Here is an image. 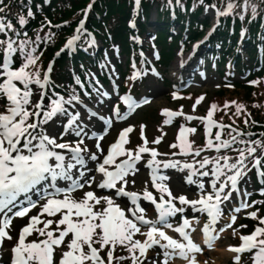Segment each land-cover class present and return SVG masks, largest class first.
Wrapping results in <instances>:
<instances>
[{"label":"snow or ice","instance_id":"obj_1","mask_svg":"<svg viewBox=\"0 0 264 264\" xmlns=\"http://www.w3.org/2000/svg\"><path fill=\"white\" fill-rule=\"evenodd\" d=\"M139 4V0H136ZM2 3V0H0ZM234 5L229 3L227 12L219 13L226 15L230 13ZM247 7V3L245 4ZM91 5H89V9ZM4 11L0 8V12ZM253 11L255 9L253 8ZM32 16V12H28ZM20 25H26L28 21L23 17H19ZM83 22H81V25ZM133 27L135 25H132ZM6 30H13L11 21L5 23L0 18V33H6ZM26 35V33H25ZM75 39V38H74ZM73 41L68 42L71 47ZM26 42H20L19 45L10 37L7 40H0V51H2V60H0V100H6L8 103L5 106V111L0 112V213H5V210L11 211L10 206L14 205L22 193L32 191L36 185L48 179L51 176L52 181L58 177L65 180H70L71 183L65 188L55 187L50 183V187L55 188L53 194H49L46 203L40 207L41 210L38 215L30 217L29 223L23 227L19 234V239L12 249L13 258L11 264H112L114 259V252L118 246L124 247L131 254L132 264H143L140 257L147 258L146 254L149 249L159 247L163 249L164 261L163 264H169V260L174 256H179L186 260L188 264H197L196 253H200L202 249L192 239L187 231L191 227V221L185 218L181 226L176 227L174 231L180 234L183 241L173 239L167 235L164 228H172L173 225L168 222L169 217L175 216L177 213H184L186 208L177 207L174 200L179 201L180 205H188L194 212H206L211 217L212 223H216L223 215L221 204L231 198L232 191H238L239 180L247 175L245 169L247 165L245 161L248 156L256 152V148H247V155L244 149H240L239 157L235 163H229L231 159L227 156L217 157L215 161L205 157L199 162L200 168L203 169L209 164L214 163L211 169V175L214 177L210 181L211 191L207 194H202L199 199L189 200L186 196L181 195L174 197L171 189L167 184L162 183L168 179L165 176L157 175L159 167L162 165L165 168L177 169L183 171L190 170V175L186 177V183L197 184L198 188L203 192L205 185L202 181L193 180L192 177L200 175L208 177L210 171H202L195 167L194 164L184 163L180 161H158L156 157L161 155L155 149H150L148 140L143 136V126L141 136L144 140L143 145L138 146L137 149H126L125 145L130 143L128 136L134 129L128 127L124 129L116 143L112 144L101 162L96 166L95 171L100 173V179L96 176H90L84 183L80 180L86 175L84 171L79 172V179H73L70 175L71 169L76 167V164L85 165V160L81 153L87 151L86 148H81L83 140H80L75 145L69 143H58L57 138L51 137L47 134V130L43 125L48 124L57 114H65V103H72L73 100L79 101V97L72 96L68 101L63 97L58 100H52L48 110L45 111L44 95L42 91L39 95V100L33 105V110H29V105H32L33 90L32 85H37L40 89H46L50 83V73L52 66L50 65L47 72L41 78L38 71H29L30 67L36 64L38 57L33 55L35 49L24 55V60L18 68H13V57L20 51H25ZM139 75V74H137ZM256 83V82H253ZM19 85V86H18ZM22 86V87H21ZM174 98H179L174 95ZM199 98L197 103L202 100ZM129 102L130 98H125ZM137 105L129 103V108H134ZM227 107V105H226ZM195 108V106H194ZM242 106L237 105V114L241 111ZM217 109L216 105L211 106L206 118L209 135L213 127H219L221 130L224 125H217L212 119L214 111ZM118 111V110H117ZM164 113L170 117L166 123L171 122V117L176 115H183L182 111L179 113H172L169 110H164ZM43 114V115H42ZM95 115V113H93ZM35 118V119H33ZM76 117L70 119L67 128H71ZM191 120L194 117H186ZM103 119V118H101ZM32 120V122H29ZM106 123L110 126L111 121ZM247 123V121H245ZM230 127V126H228ZM194 128H181L178 140L179 144H172V148L179 147L181 152L179 154L200 156L203 149H193L192 144L188 142L186 134L195 133ZM64 133L62 132L61 135ZM81 131L75 132L76 136H80ZM242 135V134H240ZM103 139V136L99 137ZM162 138H157L153 143H160ZM218 144H214L211 139L207 142V147H215L219 152L221 148H228L231 143L236 141L233 136L231 141L221 140L220 133L215 137ZM244 143V141H241ZM258 143V142H253ZM95 147L99 152L103 153V149L97 143ZM56 149L66 150L72 154V160L76 163H69L65 165V154L56 151ZM142 153H150L151 159L148 161V166L153 170V184L154 187L161 193L159 201L153 196L152 192L145 190L142 198L145 201L155 205L159 214V219L151 221L145 217V209L140 206L139 201L141 194L130 192L126 190L129 174L135 175L138 171L137 163L142 159ZM176 155V153H174ZM125 157V159L117 162L118 158ZM92 161H99L100 157L93 152L90 155ZM221 161H224L221 164ZM261 160L255 159L254 166L260 167ZM228 172L233 174L228 175ZM89 171H92L89 169ZM264 177V171L260 172ZM226 179L221 181V177ZM95 183L99 189H115V196L126 197L130 199L134 208L128 209V214L120 207L118 203L109 195H96L94 191L84 192L82 198L75 199L72 193L78 189H83L85 185L91 187ZM134 183V181H133ZM220 184V187L217 185ZM230 184L231 190L225 193V188ZM118 185H120L118 187ZM165 194L167 198H165ZM264 194V193H262ZM62 195V199L58 198ZM29 207H22L19 211L14 213V217L26 216L32 208L37 205L30 201ZM264 203V202H261ZM101 206V207H97ZM243 208L250 207L247 203L241 205ZM240 207L234 209L239 212ZM48 217L59 216L58 219H44V215ZM250 217L257 219V213H250ZM13 217L5 214L2 222H0V247L3 246L5 239L11 240V235L7 231L11 227ZM235 216L231 217V224H234ZM260 224L264 225V218H259ZM43 224V227H37ZM55 224L53 229L51 226ZM160 224L162 227H158ZM231 224L228 227H231ZM141 226H148L147 232L141 231ZM241 227H246L242 225ZM194 231V229H193ZM214 229L210 225H205L204 232L206 242L209 247L213 246V242L218 238L213 235ZM37 233L43 239L32 240L26 242L27 238L33 233ZM58 233V235H57ZM140 234L145 236L143 242L134 237ZM71 237L65 245L66 238ZM243 243L239 247L230 248V251L236 253L251 252L253 264H264V227H256L255 231L246 236H242ZM163 241V242H162ZM66 246L67 251H63L58 261L55 260V252L61 246ZM95 245H99V248ZM87 249V251L85 250ZM107 249L106 256H102L101 252ZM139 251V256L136 255ZM156 255H159L157 253ZM119 260L126 259L125 257H118ZM240 256L234 258V264H239ZM150 264H153L150 261Z\"/></svg>","mask_w":264,"mask_h":264},{"label":"rangeland","instance_id":"obj_2","mask_svg":"<svg viewBox=\"0 0 264 264\" xmlns=\"http://www.w3.org/2000/svg\"><path fill=\"white\" fill-rule=\"evenodd\" d=\"M211 10V9H209ZM208 10V11H209ZM213 23V21H212ZM153 31V30H152ZM210 31V30H209ZM146 44L150 45L151 47L147 51V55L144 60L155 61L158 58L160 48L154 47L155 40L150 36H145ZM180 45H177L174 52V58L171 62L164 63L161 67L160 75H156L154 71L147 70L142 74L145 76V81L140 83H134L133 79L131 78V91L129 92H121V77L120 70H116L115 58H110V54L106 55L103 59L105 64L109 65L110 72L114 75V86L113 90L109 87L111 84H102L103 87L97 86L99 89L98 93L100 97H96L93 101V109L95 111L100 110L103 117H105V121L98 120L91 111L83 112V110L78 106L75 105V112L79 114V118L75 120V123L72 125L71 128H67L65 125L64 129L62 128L61 121L62 119H55L51 120L48 123L47 133L48 135L57 138L58 143H69L75 145L80 140H83L81 144V148H86L87 151L82 152L81 155L85 160V165L82 167L79 164H76V167L71 169L70 175L73 179H79V172L82 170L86 173L85 177L80 180L81 183H84V180H87L90 176H97L96 175V166L99 162L102 161L103 157L107 155L108 147L110 144H114L116 141L117 134L128 127H132L134 130L129 133L128 139L130 143L127 144L125 147L126 149H137L138 146L143 145L144 140L141 136V130L143 126V136L148 140V147L150 149H155L161 155H158L156 159L158 161L166 162V161H180L181 164L189 163L194 164L200 172L202 171H210V175L208 177H202L199 174L192 177L193 180L202 181L205 185L203 192L198 188L197 184H188L186 183V177L190 175V170L185 169L183 171H179L177 169L166 168L162 172V165L159 167L161 169V173L157 172L159 176L168 177L167 180L162 181V183L167 184V186L171 189L172 194L174 197H179L181 195L186 196L189 200H196L199 199L202 194H207L211 191L210 181L214 179L211 175V169L214 167L213 164L207 165L205 168L201 169L199 162L202 161L205 157L209 158L210 160L215 161L217 157L227 156L231 159L228 161L229 163H235L239 157V154L233 150H225V148H221L219 152L216 149L212 151H201L200 156H195L194 153L192 155H183L179 154L181 149L179 147L172 148V144H179L180 141L178 140L181 128H193L189 125L196 124V118H200L203 114H207V110H211L212 105H216L217 109L214 111L217 115L218 110L220 107L217 105L215 100H212L211 106L208 107V103L210 99L213 98V94L217 92L222 84L226 81L237 79L243 80L246 77V74L239 73L227 77V76H219L217 75V69L212 66H208L209 64L206 63L205 57H207V50L205 53L202 51L205 47L209 49L205 40L203 42H199L193 45L192 50L189 52H183L182 50L179 51ZM206 48V49H207ZM203 52V53H202ZM182 57L181 59H179ZM195 62V66L192 68L193 71L185 72L183 71L182 67L180 69H176L177 62L180 60L181 65L187 63L189 59ZM122 59H124L122 57ZM199 59L203 60V63H200ZM211 61V60H210ZM222 69L221 66H219ZM231 70V74L233 68L231 66L227 67V71ZM141 73V70H138ZM191 75H196L195 81L192 83H187ZM91 78L95 80V74L90 75ZM181 78V80H180ZM2 82V79H0ZM174 83H178V86L174 87ZM180 84V85H179ZM19 86V85H18ZM22 87V86H21ZM33 90V97H32V105H29V110H33V105L39 100V93L43 91L37 85H32ZM185 88L187 91L193 94L192 97L185 96L184 98L176 95L175 91H182L181 89ZM130 93V94H128ZM174 95L179 98H174ZM203 97L199 103H197L198 99ZM125 98H130L129 102H126ZM83 103L85 101L82 100ZM134 103L137 105L134 108H129V103ZM6 100H0V112L5 111V106L7 105ZM114 105L115 111H111V105ZM195 106V108H194ZM77 107V110H76ZM169 110L172 113H179L182 111L183 115H176L171 117V122L166 123L170 119L168 115L164 113V110ZM118 110V111H117ZM214 114V113H213ZM43 115V114H42ZM194 117V119H187L186 117ZM76 117V116H75ZM110 120L111 125L109 126L106 121ZM31 122V120L29 121ZM189 124V125H188ZM196 131L195 133H187L190 135V139L188 142L192 144L193 149H197L203 143V137L205 136V132L199 128H194ZM77 130L81 131L80 136H76L75 132ZM64 133L61 135V133ZM103 136V139H99V137ZM157 138H162L160 143H153L154 140ZM99 144L100 147L103 149V153L99 152V150L95 147L96 144ZM256 152L253 155L248 156L245 164L247 168L245 172H247L252 165H254L255 159H259L264 151V141H261L255 145ZM95 152L100 157L99 161H92L90 159V155ZM176 153V155H174ZM247 155V154H246ZM142 159L136 165L138 171L135 172V175L129 174L126 178L128 180V184L126 186V190L130 192H136L141 194V199L139 204L141 207L145 209V217L148 220L156 221L159 219L158 211L155 208V205L151 204L150 202H143L142 194L145 190L152 192L153 196L157 198L159 201V197L161 193L154 187L153 184V170L148 166V161L151 159L150 153H142ZM67 160L65 165L69 163L75 164L76 162L72 160V155L66 156ZM121 159L118 158L117 162ZM224 161H221L223 164ZM91 169L92 171H89ZM228 175L233 174L232 172H228L225 169ZM225 177H221V181L225 180ZM241 180V179H240ZM239 180V181H240ZM134 181V183H133ZM71 183L70 180H65L63 178L58 177V187L65 188ZM239 183V182H238ZM120 185H118L119 187ZM40 187L46 188L49 187L48 185H42ZM220 187V184L217 185ZM238 187V186H237ZM39 188V187H38ZM38 188H34L36 190ZM104 189H99L96 187V184L93 183L91 187L85 185L83 189H78L77 191L72 193V196L75 199L82 198L84 192L87 191H94L96 195H109L112 196L113 199L120 205L122 209L125 210L126 214H128L129 208H134L135 206L131 204L130 199L121 197L120 199L115 198L114 192L109 193L108 191H103ZM255 187L252 188H243L240 189L238 187V191H232L230 184L228 188H225V193L232 191L231 198L221 204V208L223 209V215L218 219L216 222L217 227V241L215 244L208 248H201L202 251L200 253H196V257L201 262V264H229L234 263V258L239 255L240 260L239 264L244 259L242 253H236L234 251H230V248L235 246H240L243 241L241 240L242 235H250L251 233L245 227H241L242 225H246L250 217V213L256 212L257 217L264 218V214H261V211L254 210L255 203L254 200L250 201L251 194L254 192ZM54 191L53 189L49 188L46 192L50 193ZM33 191L28 193H24L25 195L19 201H17L14 205L10 206L11 211L5 210V214L9 217H13L11 221V227L7 231L11 235V240L5 239L3 242V248L0 252V264H9L11 259V247L15 246L18 242L16 237L18 238V233L21 231V227H25L30 220L31 216L38 215L41 210V205L46 203V199L49 196L48 194H41V195H32ZM264 193V189L263 192ZM264 196V194H262ZM58 198H63L62 195ZM165 198H167L165 194ZM30 201L36 203V207L32 208L31 211L24 217H14V213L19 211L22 207H29ZM173 203L176 204L177 207H184L186 211L184 213H180L185 215V217L191 216L193 219L191 221L190 229L193 231L195 240L199 239V222L201 220L206 219L203 221L204 223L212 224L211 217L208 216L206 212H193L192 208L188 205H180L178 199L174 200ZM247 203L250 207L243 208L241 207L242 204ZM101 207V206H97ZM240 207L241 210L239 212H235L234 209ZM260 215V216H259ZM0 216H3V213H0ZM235 216L236 220L234 224H231V217ZM59 216L56 217H48L46 214L41 217L42 220L44 219H58ZM178 216L169 217L168 222L173 225L172 228H164V231L171 235L176 240L183 241L174 229L176 227L181 226V223H176L175 220ZM198 218V219H196ZM242 220V221H241ZM240 223V224H239ZM231 224V227L228 225ZM158 227H162V225L158 224ZM37 227H43V224L38 225ZM53 229L55 228V224L51 226ZM148 226H141L142 232H147ZM58 235V233H57ZM44 237H39L37 233H33V235L29 236L26 242H30L32 240L43 239ZM71 237L66 238L65 245L67 244L68 240ZM134 239H139L143 242L146 239L145 236L137 234ZM163 242V241H162ZM99 248V245H97ZM66 246H61L55 252V260L58 261L60 259V255L63 251H67ZM87 251V249H85ZM118 257H125L124 260H119L116 258L117 262L122 261L126 263H132L131 254L127 251L126 248L118 246ZM163 249L156 247L154 250L149 249L145 257H140V260L146 262V264H150V261L153 264H163L164 256H163ZM107 249L101 252L106 256ZM159 253V255H156ZM139 256V251L136 253ZM183 258L179 256H174L169 260V264H180L183 263ZM107 262V260H106ZM107 264V263H106ZM123 264V263H121Z\"/></svg>","mask_w":264,"mask_h":264},{"label":"trees","instance_id":"obj_3","mask_svg":"<svg viewBox=\"0 0 264 264\" xmlns=\"http://www.w3.org/2000/svg\"><path fill=\"white\" fill-rule=\"evenodd\" d=\"M141 1L146 14L155 3L158 4L165 24L162 25L163 30L159 32L157 44L165 47L169 41L173 42L178 38L169 34L165 28L167 22L174 20L170 16V8L174 7L177 12L176 22L181 23L184 29L188 23L190 24L189 39L183 41V44H187L196 40L200 34H204L208 22L199 19L204 6L225 12L229 3L234 5L232 11L222 17L211 43L214 49L221 47V55L224 58L228 56L229 61L238 63L245 71L249 70L250 77L247 82L230 84L216 94L218 102L223 104L219 116L230 126L225 131L229 137L237 135L240 141H252L264 133V0ZM89 5L92 14L87 24L88 34L81 48L89 47L91 34L103 42L105 50L122 49L124 53L138 56L135 34L128 26V20L134 15L133 0H2L0 8L4 11L0 12V17H5L6 21H11L13 25V30H7L8 37L3 36L2 40L10 37L17 45L22 41L26 42L25 51L23 53L17 51L13 57L16 66H21L24 55L35 49L33 55L38 57L39 63L45 68L47 62L54 59V50L60 48L67 35L73 33L74 25ZM29 11L32 12V16L28 15ZM21 16L28 21L26 25L19 24ZM241 39H245L242 44L250 59L246 64L239 56L235 57V49ZM1 56L2 51L0 59ZM89 63L96 65L83 49H79L78 55L72 59L68 55L56 59L53 73L54 91L62 92L65 98L70 99L63 94L65 92L59 91L57 84L62 86L65 94L71 91V87L78 88L74 86L75 78L72 71L83 79L82 67L86 68ZM128 68L131 69L130 63ZM237 105L242 106L239 114ZM239 134L242 135L238 137Z\"/></svg>","mask_w":264,"mask_h":264},{"label":"bare ground","instance_id":"obj_4","mask_svg":"<svg viewBox=\"0 0 264 264\" xmlns=\"http://www.w3.org/2000/svg\"><path fill=\"white\" fill-rule=\"evenodd\" d=\"M179 62H180V60H179ZM177 66H178L177 69H180V68L182 67L181 63H177ZM212 234L214 235V233H212ZM202 240L204 241V243H207V242H206V237H205V232H204V235H203V237H202ZM180 264H188V262L186 261V262H183V263H180ZM197 264H201V262H199V261L197 260Z\"/></svg>","mask_w":264,"mask_h":264}]
</instances>
